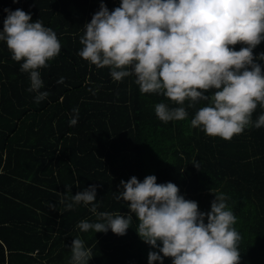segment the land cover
Returning <instances> with one entry per match:
<instances>
[{"label": "trees", "instance_id": "trees-1", "mask_svg": "<svg viewBox=\"0 0 264 264\" xmlns=\"http://www.w3.org/2000/svg\"><path fill=\"white\" fill-rule=\"evenodd\" d=\"M104 3L111 11L120 0ZM99 7L100 0H0V29L4 9L19 8L53 29L61 43L59 55L41 69L49 96L36 103L28 74L0 41V264H69L77 236L92 249L88 264H148V252L158 249L139 238L134 214L125 235L82 233L78 222L95 220L90 206L65 208L72 195L95 184L99 211L126 214L127 204L114 198L119 182L147 175L176 184L205 212L213 193H225L242 237L240 264H264V127L231 140L208 136L190 125L204 102L189 108L186 120L160 121L155 105H176L142 94L134 76L114 81L108 67L78 55L84 24ZM253 53H264V41ZM257 62L264 69V61ZM73 108L79 118L70 126ZM262 111L258 107L253 120Z\"/></svg>", "mask_w": 264, "mask_h": 264}, {"label": "clouds", "instance_id": "clouds-1", "mask_svg": "<svg viewBox=\"0 0 264 264\" xmlns=\"http://www.w3.org/2000/svg\"><path fill=\"white\" fill-rule=\"evenodd\" d=\"M4 11L0 41L28 74V91L40 103L49 96L42 90L41 69L59 55L61 43L53 29L38 19L33 22L31 13ZM84 29L81 58L97 68L108 67L114 81L134 76L142 94L162 95L176 105L157 103L160 121L186 120L188 109L204 102L190 125L208 136L231 140L249 127H264V111L253 120L257 108L264 109V69L257 62L264 61V53H253L264 41V0H120L111 11L100 0ZM72 112L70 126L79 118L78 108ZM192 163L199 169L198 162ZM156 181L155 175H147L142 181L131 176L119 182L114 198L127 204L126 214L99 211L95 184L72 195L65 208L90 206L95 220H80L76 227L82 233L125 235L134 214L139 238L158 249L148 252V264H163L165 257L172 264H240L242 237L225 193H213L205 212L198 202L185 199L176 184ZM70 250L69 264H88L93 256L79 236Z\"/></svg>", "mask_w": 264, "mask_h": 264}]
</instances>
